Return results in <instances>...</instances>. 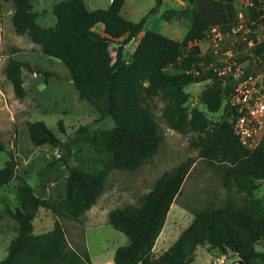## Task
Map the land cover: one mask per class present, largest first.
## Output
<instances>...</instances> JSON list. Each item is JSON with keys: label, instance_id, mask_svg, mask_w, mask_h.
<instances>
[{"label": "trees", "instance_id": "16d2710c", "mask_svg": "<svg viewBox=\"0 0 264 264\" xmlns=\"http://www.w3.org/2000/svg\"><path fill=\"white\" fill-rule=\"evenodd\" d=\"M14 5L11 15L17 34H27L40 46L44 55L61 60L69 71L80 98L90 101L101 117L110 116L114 126L101 133V167L89 169L71 165L66 178V192L58 200L38 195L26 179L18 185V204L10 208L17 224L7 255L0 264H94L89 251L73 248L67 239L65 218L79 219L105 190L108 172L113 169L136 170L150 161L164 141V131L152 104L154 95L166 100L162 117L180 132L202 133L195 145L199 155L224 175L229 191L227 199L217 205L213 201L194 209V218L168 249L154 254L156 240L167 219L175 197L194 162L193 157L181 161L158 177L153 187L137 204L116 207L109 213V222L125 233L128 242L116 248L118 264H190L199 246L218 253H235L245 264L264 252L256 244L264 238V197L256 195L264 180V135L254 149L243 145L234 132V107L221 86H212L202 95L205 110L190 108L186 86L206 80V75L190 71L198 58L199 48L189 46L191 39H200L211 26L192 4L169 7L161 17L167 21L189 20V30L182 39L148 29L133 53L127 58L125 45L144 29L149 14L156 13L163 0L138 21L122 13L125 0H112L107 8L90 9L85 0H61L54 4L55 26H43L32 0H4ZM259 2L260 0H255ZM103 25L104 33L96 24ZM112 43L117 44L111 52ZM33 67L25 61L10 58L6 74L19 97H24L22 68ZM46 78L55 74L40 67ZM221 111L212 120L208 113ZM29 137L36 145L61 144V139L45 120L28 123ZM9 158L0 167V188L16 177L12 151L0 141V152ZM65 158V157H64ZM238 191L245 192L240 197ZM40 208L50 210L53 227L35 233L34 219Z\"/></svg>", "mask_w": 264, "mask_h": 264}, {"label": "rangeland", "instance_id": "374dc122", "mask_svg": "<svg viewBox=\"0 0 264 264\" xmlns=\"http://www.w3.org/2000/svg\"><path fill=\"white\" fill-rule=\"evenodd\" d=\"M61 0H32L37 11V21L43 26H55L57 17L54 4ZM91 8L107 7L110 0H85ZM156 0H127L122 14L138 21L155 4ZM204 2V1H200ZM216 2V0L211 1ZM222 2V1H221ZM205 3V2H204ZM223 3V2H222ZM187 0H167L159 12L150 15L147 27L175 39H182L189 29V20L167 21L162 12L172 6L186 7ZM193 4V3H192ZM3 24L0 26V141L14 154L16 177L0 188V260L8 253V246L16 234V221L9 209L18 204V185L26 179L38 195L58 201L66 192V178L71 165L89 169L100 168L102 153L101 133L114 126L110 116L101 117L95 106L80 98L66 65L59 59L44 55L39 45L27 35L16 33L12 24L14 5L3 2ZM101 24V23H100ZM99 23L96 26L100 25ZM102 25V24H101ZM114 51L116 44H112ZM10 58L28 62L32 68L23 67L22 76L26 94L19 97L6 74ZM40 67L55 74L46 78L36 70ZM218 83L210 80L190 83L187 102L190 108L205 110L203 93ZM152 104L164 131V141L150 161L136 170L113 169L108 172L105 190L96 203L80 215L79 219L65 218L64 225L69 244L83 251H89L94 264H118L114 261L115 250L128 242V237L109 222V213L116 207L137 204L139 198L148 192L160 175L177 166L181 161L193 157L195 160L183 182L180 193L175 197L167 219L159 234L154 254H160L178 238L194 218V209L213 201L221 205L229 195L223 184L224 175L216 166L209 165L199 155L195 145L204 133L189 130L186 133L171 128L161 116L166 100L161 94L154 95ZM221 111L208 113L212 120ZM43 119L61 139V144H34L28 131V123ZM65 157V158H64ZM9 158L8 152H0V167ZM240 197L245 192L238 191ZM256 195L264 197V180ZM54 216L50 210L40 208L34 221V232L40 233L53 227ZM256 249L264 252V238ZM225 260L221 263V259ZM245 264L235 253H218L207 246L196 249L195 259L190 264ZM250 264H264L262 258Z\"/></svg>", "mask_w": 264, "mask_h": 264}, {"label": "built area", "instance_id": "2783aa9c", "mask_svg": "<svg viewBox=\"0 0 264 264\" xmlns=\"http://www.w3.org/2000/svg\"><path fill=\"white\" fill-rule=\"evenodd\" d=\"M193 45L199 54L190 71L222 87L234 107V132L254 149L264 135V0H243L232 21L211 25Z\"/></svg>", "mask_w": 264, "mask_h": 264}, {"label": "crops", "instance_id": "0c3cea01", "mask_svg": "<svg viewBox=\"0 0 264 264\" xmlns=\"http://www.w3.org/2000/svg\"><path fill=\"white\" fill-rule=\"evenodd\" d=\"M126 1L125 0V4L122 8L125 7L126 5ZM201 0H193V5L196 7L197 10H199L207 19L208 23L211 24V25H214V24H220V23H226V22H229V21H232L234 18H235V15H236V12L237 10L243 6V0H216V2H212L211 1H214V0H202L204 1L203 3L200 2ZM223 3H222V2ZM112 0H110V3H109V6L111 4ZM156 3V2H155ZM87 4V3H86ZM155 5V4H154ZM153 5V6H154ZM87 6L89 7V5L87 4ZM107 6V7H109ZM152 6V7H153ZM162 6V5H161ZM161 6L159 7L158 11L161 9ZM107 7H95V8H107ZM174 7V6H172ZM177 7V6H175ZM90 9H94V8H91L89 7ZM156 12V13H157ZM164 12V11H163ZM162 12V13H163ZM121 13H122V10H121ZM155 14V13H153ZM153 14H149L148 15V18L146 20V23H145V27L144 29L139 33V35L137 36V38H135L134 40L128 42L126 45H125V49H124V53H125V56L128 58L132 53L133 51L135 50L137 44L139 43L142 35L144 34V32L148 29H151L149 27H147V22L149 20V16L150 15H153ZM125 16V15H124ZM126 17V16H125ZM127 18V17H126ZM129 19V18H128ZM100 24V23H99ZM98 32H101V33H104V30H103V25H99V26H96L94 27ZM189 30V29H188ZM188 32V31H187ZM186 32V33H187ZM186 35V34H185ZM113 44V43H112ZM116 44V43H115ZM112 45H111V52L113 54H115L116 52V48H117V44H116V47L114 49V51L112 50ZM36 218V217H35ZM35 221V219H34Z\"/></svg>", "mask_w": 264, "mask_h": 264}, {"label": "water", "instance_id": "95a60500", "mask_svg": "<svg viewBox=\"0 0 264 264\" xmlns=\"http://www.w3.org/2000/svg\"><path fill=\"white\" fill-rule=\"evenodd\" d=\"M240 262H241V260L237 264H239Z\"/></svg>", "mask_w": 264, "mask_h": 264}]
</instances>
